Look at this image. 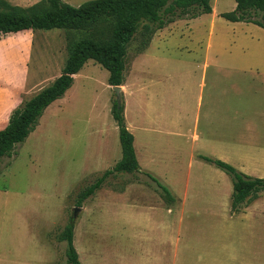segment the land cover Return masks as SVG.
Instances as JSON below:
<instances>
[{
    "label": "rangeland",
    "instance_id": "obj_1",
    "mask_svg": "<svg viewBox=\"0 0 264 264\" xmlns=\"http://www.w3.org/2000/svg\"><path fill=\"white\" fill-rule=\"evenodd\" d=\"M210 4L211 14L161 30L140 23L127 48L119 100L139 171L109 176L77 206L78 193L121 158L117 96L93 61L0 161V264H68L58 240L68 224L81 264H264V191L231 211V178L200 158L264 178V29L222 18L234 0ZM77 36L0 35V129L61 74Z\"/></svg>",
    "mask_w": 264,
    "mask_h": 264
},
{
    "label": "trees",
    "instance_id": "obj_2",
    "mask_svg": "<svg viewBox=\"0 0 264 264\" xmlns=\"http://www.w3.org/2000/svg\"><path fill=\"white\" fill-rule=\"evenodd\" d=\"M211 0H90L74 7L62 0H41L27 8L10 6L0 0V35L24 31L62 29L77 33L67 45V59L61 74L47 87L12 110L7 124L0 129V161L10 157L17 145L22 144L37 126L44 111L61 99L71 88L74 75L83 66L93 61L108 73L110 87L124 83L127 48L137 33L140 23L143 29L161 30L178 19H195L211 14ZM235 9L224 13L222 18L229 22L252 23L264 29V0H234ZM152 33V30H150ZM124 105L115 99L111 115L118 129L121 158L110 170L105 171L94 183L78 193L77 206L92 196L105 180L119 173L139 171L134 151V137L127 129ZM200 158L226 173L232 182L230 208L235 212L257 198L264 191V178H253L239 172L231 165L209 157ZM152 182L170 200L168 190L155 178L147 174ZM74 226L68 224L58 235L66 243L68 264H81L73 244Z\"/></svg>",
    "mask_w": 264,
    "mask_h": 264
},
{
    "label": "crops",
    "instance_id": "obj_3",
    "mask_svg": "<svg viewBox=\"0 0 264 264\" xmlns=\"http://www.w3.org/2000/svg\"><path fill=\"white\" fill-rule=\"evenodd\" d=\"M134 151H135V150H134ZM135 155H136V154H135ZM136 158H137V157H136ZM167 212H169L170 214H172L170 210H167ZM156 228H157V230H159V231L166 232V231H171L172 228H173V226L170 225V224H168V225H166V224H160V225H158ZM163 238L165 239L166 236H163Z\"/></svg>",
    "mask_w": 264,
    "mask_h": 264
},
{
    "label": "water",
    "instance_id": "obj_4",
    "mask_svg": "<svg viewBox=\"0 0 264 264\" xmlns=\"http://www.w3.org/2000/svg\"><path fill=\"white\" fill-rule=\"evenodd\" d=\"M113 91L115 92L116 96H117V100L119 101V95L121 93V86H114L112 87ZM80 210V208H76L74 210V215Z\"/></svg>",
    "mask_w": 264,
    "mask_h": 264
}]
</instances>
